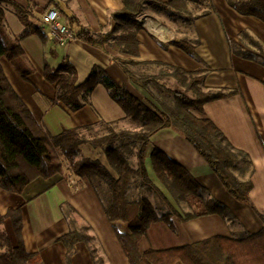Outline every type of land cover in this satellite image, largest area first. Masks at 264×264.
Instances as JSON below:
<instances>
[{
    "label": "trees",
    "instance_id": "16d2710c",
    "mask_svg": "<svg viewBox=\"0 0 264 264\" xmlns=\"http://www.w3.org/2000/svg\"><path fill=\"white\" fill-rule=\"evenodd\" d=\"M224 1L237 14L264 24L261 0ZM7 7L14 8L22 23H26L13 0H0V25ZM148 8L155 14H165L179 29L191 28L195 20L213 11L211 0H120L119 10L110 13L111 26L106 33L92 34L82 29L75 38L101 50L108 47L116 53L137 57V35ZM74 19L70 18V22ZM26 28L19 39L33 33ZM39 35L46 40L43 33ZM19 39L8 45L0 34V59L5 58L24 77L25 71L19 64L23 58ZM190 39L184 36L167 45L158 43L165 48L171 45L201 62L196 52L199 42ZM228 49L232 56L264 68V47L248 31H241L237 41L229 40ZM115 64L134 90L143 91L157 106L118 85L100 66H93L87 78L77 83V71L69 62L55 69L45 65V80L56 83V100L69 111L81 109L91 92L101 86L123 113L116 121L67 128L56 135H50L36 122L0 65V188L20 194L36 179L47 180L60 174L66 180L73 179L77 188L84 180L96 195L104 191L108 202L102 204V210L129 264H264V217L254 208L263 224L254 234L214 236L186 246L138 252L137 243L151 224L163 222L173 229L171 215L180 222L211 215L225 222L233 219L226 206L211 197L184 167L165 153L153 148L146 157L153 132L173 127L205 161L224 190L241 204L251 205L248 194L252 188V166L248 156L235 149L215 124L202 116L205 104L235 94L226 89H206L207 70L187 72L159 62L119 59ZM125 120L134 128H119ZM148 164L154 180L147 170ZM153 181L161 185L162 191ZM132 186L141 194L147 191L158 194L160 202L168 204L170 211L159 214L146 197L128 200L126 194ZM182 204L188 205L189 211L175 208ZM69 212L73 214L70 208ZM20 213V208L8 209L0 217V264H33L37 260V255L27 253L23 246ZM6 220L11 223L15 245L2 228ZM90 239L86 233L70 230L57 241L70 256L76 244L88 243Z\"/></svg>",
    "mask_w": 264,
    "mask_h": 264
},
{
    "label": "crops",
    "instance_id": "0c3cea01",
    "mask_svg": "<svg viewBox=\"0 0 264 264\" xmlns=\"http://www.w3.org/2000/svg\"><path fill=\"white\" fill-rule=\"evenodd\" d=\"M13 2L26 23L23 24L15 9L10 7V16L6 14L0 25V34L6 35L1 36L9 38L13 44L27 30L26 27L33 30V33L18 40L23 50L19 64L21 70L25 71L24 77L5 58L0 59V65L12 89L36 122L50 135H56L63 129L96 125L99 121L112 122L122 117H115L116 104L101 86L91 92L81 109L69 111L56 100V83L45 80V65L55 69L67 61L76 69L77 78L81 68L88 76L93 66H100L118 85L134 91L150 103L152 100L147 94L141 90L135 91L129 84L115 64L116 59L137 63L159 62L187 72L204 68L207 70L206 89L235 92L231 97L205 104L202 116L211 120L235 149L248 156L252 166V188L248 194L251 205L235 201L205 161L173 127L161 128L150 135L146 157L153 148L165 153L170 160L184 167L211 197L226 206L232 212L233 219L225 222L211 215L180 222L175 215H171L173 229L163 222L151 224L137 243L140 254L149 249L186 246L214 236L241 237L254 234L262 228L258 215L264 217V68L232 56L228 49V41H237L239 33L245 30L264 47V24L261 21L237 14L224 0H211V13L195 20L190 29H180L189 38L199 42L196 52L201 62H198L171 45L166 48L161 46L158 42L167 45L175 40V33L179 30H175L169 19L170 24L163 22V14L145 12V18H141L142 30L137 35L138 56L132 57L116 53L108 47L104 50L95 48L76 38L66 47H56L34 34L36 31L42 33L38 18L49 6L59 11L61 22L76 36L78 32L72 31L68 23L62 21L63 10L55 4L56 1ZM66 2L68 6L73 4L72 0ZM85 2L82 15L86 27L82 29L92 34L106 33L111 26L110 13L119 10L120 0ZM261 2L264 5V0ZM72 17L75 18L73 22H77L76 16ZM147 170L154 180L149 164ZM184 206L182 204L175 208L186 212ZM63 207L67 211L70 208L75 218L70 219L62 211ZM15 208H20L21 212L20 235L23 246L27 253L37 255L33 264H129L87 183L79 184L75 190L67 185L64 175L57 174L47 180L36 179L20 194L0 188V217L8 209ZM168 210L170 207H166L164 212ZM2 228L15 245L11 223L6 220ZM70 230L80 233L86 231L91 239L88 243L76 244L69 256L66 248L57 240Z\"/></svg>",
    "mask_w": 264,
    "mask_h": 264
},
{
    "label": "rangeland",
    "instance_id": "374dc122",
    "mask_svg": "<svg viewBox=\"0 0 264 264\" xmlns=\"http://www.w3.org/2000/svg\"><path fill=\"white\" fill-rule=\"evenodd\" d=\"M54 1H56L55 4L58 5V7H60L63 10V20L62 21H64V22L66 21L72 31L79 32L82 29V27H86V21L83 19L82 11L84 10V4L86 3L85 1H89V0H72L73 4L72 5H69V6H68L66 0H54ZM94 1L95 2H99V0H93V2ZM79 6H81V10L79 9ZM10 10H11L10 7H7L6 8V14L9 15V16H10V13H9ZM146 12H149L151 14H154L153 13V10H151L150 8H148L146 10ZM72 15H75L76 16L77 22L76 21L75 22L72 21V23L70 22V17ZM183 16L186 17L187 15L184 14ZM175 17H177V16H175ZM168 19L169 18H167V16H165V14H163L161 16V20L163 22H166V23L170 24L169 23L170 21ZM173 26H175V30H177V29L179 30V31L177 30L178 33H175V39H179V38H182L184 36H187L185 33L182 32V30L180 31V29L177 27L176 24L173 25ZM185 29H190V28H185ZM5 31H7V30H5ZM1 32H2V30H1ZM34 34H36L37 36L39 35V33H37V32H35ZM1 35L2 36H6V35H3V34H1ZM4 39L6 41V44H8V45L10 44L11 45V40L9 38L6 37ZM188 39L191 40L189 37H188ZM86 76H87V74L85 72H82V68H81V73L78 74L77 83L83 82L85 80ZM152 103H153L154 106H157V104H155V102H152ZM115 108H116V111H117V116H115V117H119L120 115L122 117L123 116V113L120 110V108L117 105H116ZM119 128H122V129H129V128H131V129H133L134 126L128 120H125L124 122H122L119 125ZM132 163L133 164L135 163L134 158H132ZM79 184H86V181L82 180V181L79 182ZM155 186L158 188L159 191H162V187H161V185L159 183L156 182L155 183ZM89 188L93 192V195L95 196L96 201L98 202L100 208L102 209V204L103 203L105 204V203L108 202L107 195L102 190H100L99 194L96 195L95 192H94V190L90 186H89ZM126 197H127L128 200H136V199L142 198V197H146V198L150 199L151 202L153 203L155 209L158 211L159 214L164 213V209H166V207L169 209L168 204L161 203L160 202V200L158 198V194L157 195H154V193H152L150 191H147L144 194H141L134 186H132L128 190V192L126 194ZM184 207H186L185 208L186 211H189L188 205H185ZM62 211L65 212V214L70 219L75 218L74 216H72V214L70 215L69 209L67 211L66 207H63ZM168 211H166V212H168ZM71 217H73V218H71ZM82 233H86V231H84Z\"/></svg>",
    "mask_w": 264,
    "mask_h": 264
},
{
    "label": "built area",
    "instance_id": "2783aa9c",
    "mask_svg": "<svg viewBox=\"0 0 264 264\" xmlns=\"http://www.w3.org/2000/svg\"><path fill=\"white\" fill-rule=\"evenodd\" d=\"M38 24L47 42L56 47H66L75 40L73 33L61 22L60 13L54 7H49L40 15ZM67 185L78 189L73 179L67 180Z\"/></svg>",
    "mask_w": 264,
    "mask_h": 264
}]
</instances>
